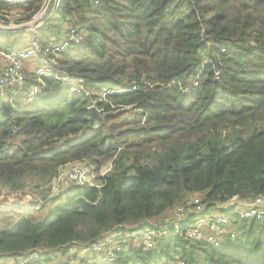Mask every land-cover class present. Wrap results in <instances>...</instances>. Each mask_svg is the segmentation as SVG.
<instances>
[{
	"label": "trees",
	"instance_id": "trees-1",
	"mask_svg": "<svg viewBox=\"0 0 264 264\" xmlns=\"http://www.w3.org/2000/svg\"><path fill=\"white\" fill-rule=\"evenodd\" d=\"M46 1L0 0V20L14 9L22 14L14 22H27ZM61 1L52 13L49 5L35 33L45 45L68 25L79 29L84 40L58 63L90 95H73L51 78L25 103L39 85L25 71L18 96L0 99V195L34 198L0 210V256L38 251L49 264L115 227L159 224L194 196L210 207L264 196V0ZM24 32L0 31L12 38L0 48H27L13 38ZM208 53L214 68L204 67L199 85L182 92L177 83L193 84ZM114 87L123 93L99 100L100 89ZM91 102L102 112L86 110ZM115 156V168L101 177ZM76 163L94 166V186L52 196L58 172ZM47 206V218L37 221ZM232 230L236 236L217 248L174 233L150 251L122 244L116 264H264V221L236 219Z\"/></svg>",
	"mask_w": 264,
	"mask_h": 264
},
{
	"label": "built area",
	"instance_id": "built-area-1",
	"mask_svg": "<svg viewBox=\"0 0 264 264\" xmlns=\"http://www.w3.org/2000/svg\"><path fill=\"white\" fill-rule=\"evenodd\" d=\"M6 3H16L20 0H3ZM49 2L52 0H48ZM59 1V0H57ZM49 3L37 14L39 18L36 28L40 27L48 16ZM58 3L53 5L54 12L57 9ZM18 12L9 13L5 15V20H0V28L8 29L15 28L13 24L15 19H19ZM18 15V16H16ZM39 21V22H38ZM84 40V35L75 26H66L62 29L60 36L55 39H50L45 45H41L38 39H34L27 48L5 50L0 48V99L4 98L7 93L12 92L10 100L12 101L19 94V91L25 85V67L26 61L36 59L39 61L37 67L32 72V76L39 83L38 86L30 88L26 97L25 103H32L37 97L40 89L45 87V79H54L57 82L67 85L68 90L73 95L89 96L90 93L86 91L83 86L82 79L68 75L62 72L59 67V55L70 48L79 45ZM209 46V45H208ZM220 53L226 54L227 51L222 48ZM215 56L211 53L203 54L201 56V69L196 77V80L190 86L181 87L182 92H188L195 88L205 77L202 74V69L207 65L214 68ZM214 75L218 76V71L214 70ZM136 87H132L134 90ZM97 94L100 101H106V96L110 93L120 94L123 89L102 88ZM94 109L96 113H101L102 110L96 108L95 103L91 102L86 106V110ZM142 114L141 110H137ZM145 117H141L144 122ZM64 145V143L62 144ZM61 149H64L63 146ZM59 147V148H60ZM116 156L107 164L101 167L98 171L99 175L103 177L115 168ZM94 169L87 167L81 163H76L62 168L50 186L51 195L67 189L82 187L85 185H93ZM11 194L8 191H3L1 198ZM7 204L0 202V209ZM232 216L233 220L229 218ZM236 219L250 220V221H264V196L258 195L251 200H241L237 197L220 203L208 206L202 202L198 196H194L185 200L180 205L176 206L170 215L161 223L139 227V226H118L111 231L105 233L94 243L79 248H70L64 254L60 261H54L49 264H116V252L120 250L122 244H126L129 248H136L142 246L144 250L150 251L154 249L156 240L165 238L169 233H174L177 237L184 238L190 243H207L213 248H217L229 238L233 239L236 236L232 230L233 221ZM38 251L29 252L22 256L8 257L5 264H45L38 260ZM93 254L100 255L98 263H93L90 256ZM168 264H183L182 262H170Z\"/></svg>",
	"mask_w": 264,
	"mask_h": 264
},
{
	"label": "rangeland",
	"instance_id": "rangeland-1",
	"mask_svg": "<svg viewBox=\"0 0 264 264\" xmlns=\"http://www.w3.org/2000/svg\"><path fill=\"white\" fill-rule=\"evenodd\" d=\"M62 1L60 0V2L59 3H61ZM46 3H47V1L45 2V5H44V7L46 6ZM56 3H58V1L57 0H52V1H50L49 2V5L50 4H52V5H55ZM59 6L61 7V4H59ZM49 7V6H48ZM59 7V8H60ZM49 9V8H48ZM19 10H12V12L11 13H14V12H18ZM18 15H19V19L20 18H22V14H21V12H19V13H17ZM18 15H16V16H18ZM36 19L38 20L39 18L37 17V15H35V16H33L32 17V19L31 20H28L27 22H22L21 24H17L16 22H14L13 24H9L10 26L11 25H16L17 27L18 26H28L24 31V33L22 34V35H19V34H15L14 36H13V38L15 39V38H17V37H20L21 38V40H19V41H21V44L19 45V47H24V45L25 46H27V45H29V44H31V42L34 40V37H35V35H36V33H35V30L37 29V28H35L34 27V25L33 24H35L36 26H37V21H36ZM5 29V28H4ZM4 29H2V28H0V31H4L5 32V30ZM8 29H10V28H8ZM13 29H15V28H13ZM13 31V30H12ZM7 32H10V31H7ZM4 39H8V40H10V41H12V38H9V36L8 35H6V34H2V36H0V40H4ZM38 63H39V61L38 60H36V59H32V60H29V61H26V63H25V67H26V69H27V72H29L30 74H32V72L34 71V69L37 67V65H38ZM131 114L130 113H128L127 114V120L129 121L130 119H131ZM92 169H94V166H92L91 167ZM97 175V173L94 171L93 172V176H96ZM18 195H7V196H5V197H3V198H1L0 197V202H2V203H5V204H7L6 206H4L2 209H0V210H4V211H9V212H11V211H13L14 209H16L15 207H14V205L15 204H17V205H23V204H21V203H23V202H25V199L27 200L28 199V202H34V198L32 197V196H30V195H24V194H22L21 192H18L17 193ZM27 196V197H26ZM24 197H26L25 199H24ZM50 206H47L43 211H41L36 217H35V219L37 220V221H43V220H45L47 217V215L49 214V212H50ZM230 220H233V218H232V216L229 218ZM12 221H13V219H12ZM11 221V222H12ZM12 224H10L9 225V227L11 226ZM0 227H4V225L3 224H0ZM90 259L93 261V263H98V261L100 260V255H98V254H93V255H91L90 256ZM7 260H8V257H4V256H0V264H5L6 262H7ZM162 261H164L163 259L160 261L161 262V264H162ZM152 264L154 263V259L152 260V262H151ZM141 264H144V263H141Z\"/></svg>",
	"mask_w": 264,
	"mask_h": 264
},
{
	"label": "water",
	"instance_id": "water-1",
	"mask_svg": "<svg viewBox=\"0 0 264 264\" xmlns=\"http://www.w3.org/2000/svg\"><path fill=\"white\" fill-rule=\"evenodd\" d=\"M48 3H49V1H48ZM38 22H39V21H38ZM33 25H34V27L36 28V25H35V24H33ZM27 27H28V26H18V27H15V29L10 28V29H4V30H5V32H7V31H12V30H13V31H24ZM34 39H38L37 35H35ZM91 113H92V115H95V116L98 115L94 109L91 110ZM21 204H23L24 207H28V206L30 205V202L25 201V202H23V203H21Z\"/></svg>",
	"mask_w": 264,
	"mask_h": 264
},
{
	"label": "crops",
	"instance_id": "crops-1",
	"mask_svg": "<svg viewBox=\"0 0 264 264\" xmlns=\"http://www.w3.org/2000/svg\"><path fill=\"white\" fill-rule=\"evenodd\" d=\"M61 257H62V255L60 253H58L57 255L54 256V258H53V260L51 262L60 261L62 259Z\"/></svg>",
	"mask_w": 264,
	"mask_h": 264
},
{
	"label": "bare ground",
	"instance_id": "bare-ground-1",
	"mask_svg": "<svg viewBox=\"0 0 264 264\" xmlns=\"http://www.w3.org/2000/svg\"><path fill=\"white\" fill-rule=\"evenodd\" d=\"M26 197H27V196H26ZM26 197H24V199H25ZM25 201H28V199H27V200L25 199Z\"/></svg>",
	"mask_w": 264,
	"mask_h": 264
}]
</instances>
